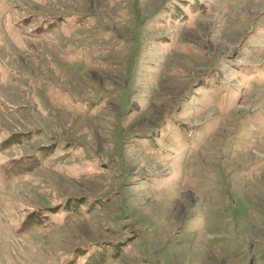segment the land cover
Returning <instances> with one entry per match:
<instances>
[{
    "label": "rangeland",
    "instance_id": "obj_1",
    "mask_svg": "<svg viewBox=\"0 0 264 264\" xmlns=\"http://www.w3.org/2000/svg\"><path fill=\"white\" fill-rule=\"evenodd\" d=\"M0 264H264V0H0Z\"/></svg>",
    "mask_w": 264,
    "mask_h": 264
}]
</instances>
